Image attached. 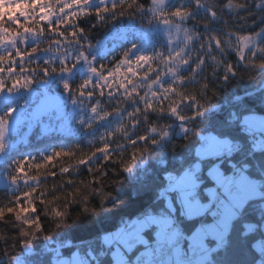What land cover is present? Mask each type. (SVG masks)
I'll return each instance as SVG.
<instances>
[{
  "label": "snow or ice",
  "instance_id": "6c2138e0",
  "mask_svg": "<svg viewBox=\"0 0 264 264\" xmlns=\"http://www.w3.org/2000/svg\"><path fill=\"white\" fill-rule=\"evenodd\" d=\"M88 17L93 22L86 29L81 18ZM125 17L139 18V28L129 25L131 36L120 28ZM262 21L264 0H0V168L18 192L0 206V220L11 215L17 228L10 247L22 245L27 256L34 240L53 239L45 234L37 201L55 232L63 233L71 227L69 221L76 222L70 214L73 206L82 209L76 217L98 214L127 179L147 171L150 157L165 171L168 165L175 167L165 153L176 155L179 148L190 154L194 137L200 145L198 163L181 165L178 176L168 173L161 195L168 198L170 193L171 199L162 214L149 213L127 231L122 226L99 236V248L96 241H86L65 256L61 244L52 249L53 264H230L236 244L255 253L252 264H264ZM98 25L114 40L130 44L107 64L98 58L109 57L112 50L91 39ZM161 34H166L165 51L156 47ZM77 74L83 78L73 87ZM234 81L244 84L243 95L235 94ZM153 113L171 122L150 121ZM45 116L64 121L69 131L78 124L79 132L92 137L89 145L98 141L100 146L81 156L54 147L35 162L31 153L18 152L9 136L24 126L30 132L37 124L45 134L55 132L43 123ZM204 121L208 128L203 131L190 126ZM213 128L219 131L205 135ZM63 157L74 161L59 168L66 179L36 195L42 177L57 176L48 170L49 163ZM203 161L207 174L200 168ZM81 168H86L87 179L75 178ZM206 182L214 186L206 187ZM176 200L178 207L172 204ZM185 217L199 218L198 227L185 226L189 236L180 228ZM153 225L158 230L149 243L140 233ZM135 243L145 250L128 259ZM5 255L7 264H28L18 255Z\"/></svg>",
  "mask_w": 264,
  "mask_h": 264
},
{
  "label": "trees",
  "instance_id": "16d2710c",
  "mask_svg": "<svg viewBox=\"0 0 264 264\" xmlns=\"http://www.w3.org/2000/svg\"><path fill=\"white\" fill-rule=\"evenodd\" d=\"M141 2L149 3L150 0H141ZM136 19H139L138 17ZM256 19V17H252ZM127 21L125 17L122 21L119 22L121 25L123 22ZM90 22H93L92 17L81 18V26L86 29L89 27ZM264 22V21H262ZM188 26H192V22H188ZM258 27V25H257ZM198 31H203L202 26H197ZM108 33L106 27L98 25L95 29H92L91 39L95 43L96 40H102L105 38ZM46 47V44H41V48ZM130 47V44L120 42L117 47L109 54V57L104 59L98 58V63H109L111 57L115 56L119 58V54L124 48ZM234 54L230 55L229 59H234ZM114 62V61H113ZM59 67V64L56 65ZM211 71V66L207 69ZM82 80V77L76 75L73 87L79 84ZM235 85V94L243 95L244 84L234 81ZM222 102V98H220ZM226 115V112L224 113ZM150 121H155L159 124L170 123L168 120H158L156 114H150ZM196 127L198 130L203 131L205 128H208V122L204 121L203 123L197 122L195 125H190ZM214 133L218 132V128L209 129ZM89 140L87 135L83 133L77 134H60V133H48V134H39L36 131L32 132L27 141L19 143L17 145V151L20 153H31L32 156L36 157L35 162H40L41 153L45 156L50 155L52 149L55 147L57 150L60 147H65L66 150H72L77 153V156H81L83 153L90 152L94 147L100 146L99 143L94 145H89ZM175 143H182V141L176 140ZM194 147L191 150L190 154H184L180 152V149H177L176 155H174L170 150L165 153V160H171L172 165L167 166V170H164V166L157 163L154 159L146 162L147 171H138L136 175L127 179L124 183V186L117 192L115 198L110 202H106L103 206V209L98 214L84 213L83 216L76 217L75 214L80 212L82 209L79 205L73 206L70 209V214L75 218V223L71 224V227L64 230L63 233L57 234L55 232V226L50 222V218H45L43 214V205L37 201L38 211L41 213V220L43 222V227L45 234L53 235L51 241H45L42 238L33 241V253L31 255H25V250L22 245H19L16 248H11L10 246L15 243L12 237L17 235V228L14 223V217L11 215H6L4 220H0V264H7L6 253L8 255H18L20 258H24L28 261V264H53L54 252L52 249L63 244L65 245L61 248V252L68 256L71 252L75 251V245H79L82 242L86 241H96V247L99 248L98 237L104 235L105 233L112 232L119 228L124 220H130L137 217H144L152 212H159L165 210V197H161V192L167 187L168 173H181V165L184 168L193 165L196 161V149L199 143H196L195 138L193 137ZM79 145V148H77ZM15 158V157H14ZM74 161L72 158L63 157L57 158L55 161L50 162L48 170L56 171L57 176L55 178L48 177L45 179L41 178L42 186L38 189L36 195L39 192L44 190V187L51 189L53 183L59 184L62 182L65 177L59 175V168L62 166H68L73 164ZM53 165H55L53 167ZM207 161L204 162V169L202 172L206 173ZM1 169V168H0ZM71 172V169H70ZM30 174H35V170H32ZM88 172L86 168H81L80 176L75 177L77 179H87ZM206 184H211V182H206ZM203 187L201 191H203ZM21 189H24V185L21 183ZM107 191H112L111 187L107 188ZM14 194L18 192L11 191L6 187L0 186V206L7 204L9 200L13 197ZM161 198H160V197ZM203 196H206L205 192ZM202 196V199H203ZM50 198V197H48ZM98 199V198H97ZM95 203V201L93 202ZM178 207V206H177ZM199 218L188 219L185 217L184 223L181 224L185 230L186 225H191L196 223L198 225ZM51 229V231H49ZM150 228L147 230L149 231ZM194 230V228L192 229ZM188 233H191L185 230ZM255 239H259V236L250 238L249 244L253 243ZM83 252L84 249H81ZM255 253H253L248 245L236 244L231 252L229 253V262L230 264H252L255 259Z\"/></svg>",
  "mask_w": 264,
  "mask_h": 264
},
{
  "label": "rangeland",
  "instance_id": "374dc122",
  "mask_svg": "<svg viewBox=\"0 0 264 264\" xmlns=\"http://www.w3.org/2000/svg\"><path fill=\"white\" fill-rule=\"evenodd\" d=\"M129 25H133L135 28H139V27H140L139 19H136V20H134V21H128V20H127V21L123 22V23L120 25V28H121L122 30H129ZM159 27H160V28H163L164 26H163V25H159ZM129 34H130V36H131V31H130V30H129ZM165 35H166V34H161L160 36L157 37L158 43L156 44V47H157L158 50L165 51L164 48H161V45H163V44L165 43V38H164ZM100 41H101L102 43H105V42H106V47H107V49H111L112 51L117 47L118 44H120V42H122V41L119 40V39H115V40H114V39L112 38L111 35H107L105 38H103V39L100 40ZM112 51H110L109 54H110ZM45 58H46V57H45ZM153 66L155 67V65H153ZM78 67H79V66H78ZM143 70H146V66H145L144 69H140V71H143ZM84 72H87V66H85V68H84ZM182 74L186 75V73H182ZM77 75L83 78V76H82L81 74H77ZM150 75H153V78H154V74H150ZM95 80H96V78L93 77V82H94V83H95ZM33 87H36V86L34 85ZM53 87H55V85H54ZM178 90H179V89H178ZM107 91H108V90L106 89V92H107ZM143 91H144V89H141V90H140L141 94H143ZM102 99H103V98H102ZM109 110H110V109H109ZM129 110H131V108H129ZM68 111L71 112V106L69 107ZM43 123L46 124V125H49V126L52 127V128H55V129H56L55 132H51V133H60V134H77V133H81V132L78 131V127H79L78 124L73 126V130L69 131V130H67V125H66V123H65L64 121H59V120H57L55 116H52V117L45 116V117L43 118ZM12 127H13V129H15V126H14V125H13ZM62 128H63L64 130H61ZM35 131H36L37 133H39V134H45V133H43V132L41 131V127H40L39 124L35 125V126L31 129L30 132H29L27 126H24V127L20 128V129H18V130H13V131L11 132V134H10V136H9V142H10V143H13V144H16V146H17L19 143L26 142L27 139H28V137H29V135H30L32 132H35ZM99 131H103V129H99ZM209 132H211V134H213V135L216 134V133H214V132H212V131H208V132H205V135H208ZM87 138H88L89 141L92 139V137H90V136H88V135H87ZM96 143H99V142L97 141ZM199 147H200V145L197 146V149H196V155H197V152H198ZM204 162H206V161L199 162V163H200L201 171H202V169H204ZM197 163H198V161H197V159H196V161L194 162L193 165H196ZM207 167H208V165H207ZM207 167H206V173H207ZM180 174H181V173H179V174L172 173L173 176H178V175H180ZM167 176H168V175H167ZM167 180H168V179H167ZM168 183H169V181H168ZM6 185H7V186H6ZM0 186H1V187H6V188H8L9 190L14 191L13 188H12L11 182L8 181V180L6 179V177L2 174V168L0 169ZM205 186H206V187H213L214 184H213V183H211V184H206ZM205 186H204V187H205ZM205 194L207 195L206 192H205ZM159 197H160V196H159ZM161 197H162V195H161ZM161 197H160V198H161ZM164 197H165V196H164ZM170 199H171V194L169 193V194H168V198H165V208H166V209H167L168 206H169ZM201 202H205V203H206L207 201L204 200V199H202V197H201ZM172 204H173L174 207H177L178 204H179V202H178V200H176V201H172ZM163 212H164V210H163V211H159V212H157V213L152 212V213H150V214H152V215H160V214H162ZM145 216H146V215H145ZM143 218H144V217H140V218L137 217V218H133V219H130V220H124L122 223H124V224H125L124 226L127 228V229H125V230H126V231L128 230V225H130V224H132L133 222H136V221H138V220H142ZM186 218H187V217H186ZM193 218H197V217H192L191 219H193ZM188 219H189V218H188ZM198 226H199V225H197V227H198ZM121 227H122V226H120V227L117 228L116 230H114V231H112V232H109V233H116L119 229H121ZM180 228H181V231H183V232L185 233L184 235H186V236L191 235V233H188V232H186V231L183 229L182 225L180 226ZM148 229H149V228H145V229L140 233V235L143 237V239L147 240L149 243H152V242L155 240V238H156V232H157L158 229H157V227H156L155 225L151 226L149 231H147ZM194 230H195V229H194ZM194 230H193V231H194ZM144 250H145V249H144V245H143V244L135 243V246L132 248V250H131L130 252L126 253V256H127L128 259H135L137 256L140 255V253L144 252ZM146 258H147V257H145V259H146ZM21 259H24V258H21ZM107 259H111V257H108ZM24 260H25V259H24ZM106 264H107V260H106Z\"/></svg>",
  "mask_w": 264,
  "mask_h": 264
},
{
  "label": "bare ground",
  "instance_id": "6f19581e",
  "mask_svg": "<svg viewBox=\"0 0 264 264\" xmlns=\"http://www.w3.org/2000/svg\"><path fill=\"white\" fill-rule=\"evenodd\" d=\"M121 226H123L125 229H127V228L123 225V223L121 224Z\"/></svg>",
  "mask_w": 264,
  "mask_h": 264
},
{
  "label": "built area",
  "instance_id": "2783aa9c",
  "mask_svg": "<svg viewBox=\"0 0 264 264\" xmlns=\"http://www.w3.org/2000/svg\"><path fill=\"white\" fill-rule=\"evenodd\" d=\"M123 225H125L124 223H123ZM185 234V233H184ZM186 236V235H185Z\"/></svg>",
  "mask_w": 264,
  "mask_h": 264
}]
</instances>
